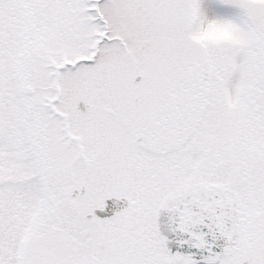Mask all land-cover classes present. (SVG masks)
Wrapping results in <instances>:
<instances>
[{
    "label": "snow or ice",
    "instance_id": "obj_1",
    "mask_svg": "<svg viewBox=\"0 0 264 264\" xmlns=\"http://www.w3.org/2000/svg\"><path fill=\"white\" fill-rule=\"evenodd\" d=\"M0 264H264V0H0Z\"/></svg>",
    "mask_w": 264,
    "mask_h": 264
}]
</instances>
